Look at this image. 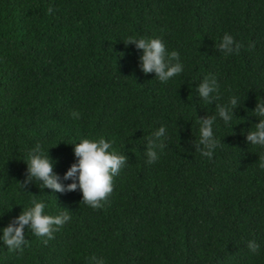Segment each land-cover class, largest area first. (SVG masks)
Listing matches in <instances>:
<instances>
[{
    "label": "trees",
    "instance_id": "obj_1",
    "mask_svg": "<svg viewBox=\"0 0 264 264\" xmlns=\"http://www.w3.org/2000/svg\"><path fill=\"white\" fill-rule=\"evenodd\" d=\"M225 32L237 52L216 47ZM128 36L159 37L183 71L166 82L144 73ZM205 76L218 92L209 102L197 88ZM232 95L233 118H217V146L204 156L197 119ZM258 98L264 0H0V228L32 199L70 217L50 239L25 225L27 245L17 253L0 242V264H264V149L245 139ZM160 124L163 147L148 163L147 137ZM100 137L126 159L93 208L64 173L74 143ZM36 145L63 191L28 178Z\"/></svg>",
    "mask_w": 264,
    "mask_h": 264
},
{
    "label": "clouds",
    "instance_id": "obj_2",
    "mask_svg": "<svg viewBox=\"0 0 264 264\" xmlns=\"http://www.w3.org/2000/svg\"><path fill=\"white\" fill-rule=\"evenodd\" d=\"M51 12L52 8L49 7ZM125 42H132L136 48L141 50L139 56L140 68L144 73L154 72L161 82H166L173 76L183 71V63L179 60L175 50H167L165 44L159 37H133L128 36ZM216 47L225 55L237 52L241 43L234 40V37L225 32L220 37ZM198 94L209 102L217 94L215 78L205 76L197 85ZM238 103V97L232 95L228 98L227 104H218L215 115L204 119H197L199 126V137L197 150L204 156H211L216 148L218 140L213 132V126L219 118L223 123L228 124L232 118V107ZM252 112L259 117L253 127L245 135L246 141L252 145H258L264 149V98H258ZM73 118H77L79 113L73 111ZM166 134V126L160 124L154 128L147 137L146 157L151 163L159 158L158 150L163 147L160 143ZM112 141L104 137L97 139L80 138L74 143L73 153L76 162L72 163L64 173L65 179L74 178L75 182L69 183V190L79 187L82 192V201L93 207H101V201L112 191L113 177L125 164V157L111 150ZM28 178L41 181V187H48L56 191H63L62 185L58 182L57 175L52 171L53 161L44 153L39 145L30 149L25 159ZM260 168H264V155L259 157ZM26 182V181H25ZM46 205L43 200L32 199L29 206L25 207L16 217V223H9L0 228V242L9 251L20 253L27 245L24 234V226L28 225L31 233L37 237L51 238L53 231L67 222L70 217L67 212H59L55 215L44 211ZM45 243L47 240L44 241ZM247 246L250 251L255 252L259 245L254 240H248ZM92 264H105L103 257H91Z\"/></svg>",
    "mask_w": 264,
    "mask_h": 264
}]
</instances>
